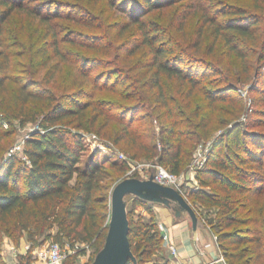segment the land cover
<instances>
[{
  "label": "trees",
  "instance_id": "1",
  "mask_svg": "<svg viewBox=\"0 0 264 264\" xmlns=\"http://www.w3.org/2000/svg\"><path fill=\"white\" fill-rule=\"evenodd\" d=\"M95 1H104L123 15L112 27L122 40L115 49L125 53L122 57L129 65L114 71L123 78L113 85L101 84L102 73H95L85 54L101 52L99 42H109L108 37L90 35L97 40L94 45L84 41L85 35L76 40L60 38L52 21H71L87 30L101 25L87 23L80 14L61 13L55 0H0V120L12 114L21 126L33 122L39 127L24 142V160L10 157L0 162V241L4 235L25 234L31 248L52 238L60 244L66 241L76 255L87 246L94 247L95 254L100 250L110 215V192L123 180L127 165L107 158L100 161L96 153L82 161L86 149L81 131H94L116 146L135 147L145 158H157L170 173L179 175L190 163L197 141L226 129L243 113L241 101L235 102L228 91L246 84L264 99L261 4L252 13L222 1L218 9L207 7L206 0ZM14 15L45 28L40 56L55 62L48 80L55 83L63 66H71L64 88L45 90L26 74L13 76L5 29ZM191 19L198 23L187 39L186 24ZM175 30L180 34L174 35ZM222 50L230 65L238 68L225 70L204 56ZM8 83L13 84L11 99ZM101 92L115 94L120 101L102 98ZM147 105L153 110L135 118L133 112ZM123 108L125 113H114ZM156 118L157 132L151 126ZM256 135L234 122L213 140L206 164L198 171L200 184L220 193L195 197L204 206L217 208V221H211L210 227L227 264H264V142L260 140L264 135ZM223 139L228 142L223 144ZM252 166L260 172L252 171ZM134 202L147 206L138 199ZM127 219L135 259L128 264H138L157 251L162 239L154 224Z\"/></svg>",
  "mask_w": 264,
  "mask_h": 264
},
{
  "label": "rangeland",
  "instance_id": "2",
  "mask_svg": "<svg viewBox=\"0 0 264 264\" xmlns=\"http://www.w3.org/2000/svg\"><path fill=\"white\" fill-rule=\"evenodd\" d=\"M26 1V0H25ZM32 3L40 2L41 0H30ZM36 1V2H35ZM49 1V0H46ZM59 1L58 11L61 13H70L81 15L80 17H87V23H95V25H101V27L96 26L94 30H87L84 27H81L71 21H64L63 19H57L52 21L53 29L60 31L59 37L68 38V39H81V35H85L84 41L89 43H97L96 39L91 38L90 35H99L100 37L107 36L109 42L112 43V48L109 45L107 40H102L99 42V47L101 52L89 51L85 54L91 58V65L95 69V73H102L101 84L113 85L116 84L115 80H121L123 76L118 72L114 73L117 68H127L129 63L128 58L123 59L124 52H120L115 49L116 46L122 41L115 37L116 31L112 27V23L116 22L117 19L123 17L119 10L110 9L109 6L104 1H95V0H55ZM233 6L240 5L245 9L250 10L252 13L257 12V5H262L264 7V0H258L253 3L251 0H206L205 5L210 8L218 9L220 8L219 2ZM62 2V4H61ZM67 3V4H66ZM74 7H72V6ZM54 10V9H53ZM85 15V16H84ZM86 21V20H84ZM166 21V20H164ZM164 21L162 23H164ZM198 23L197 19H191L189 23L186 24L187 31L185 32L187 39H191L192 30L196 27ZM37 22H32L24 16L14 15L11 17L9 23L6 25L5 35L9 38L10 52L12 53V70L14 77H20L23 74H26L30 79H35L38 81L39 85L45 90H55L56 86L64 88L66 78L70 74V65H64L62 72L56 75V82L49 81V74L52 70V65L55 64L52 60H47L44 56H40L41 49L45 48V42L42 40V36L45 33V28L41 27L38 29ZM177 27V22L176 26ZM38 29V30H37ZM83 33V34H81ZM180 34L177 30L173 32L175 35ZM83 39V38H82ZM206 41L204 42L202 49L205 50ZM116 45V46H115ZM203 50V51H204ZM203 51L201 54H203ZM119 55L117 58L116 55ZM70 57H73L69 54ZM201 56V55H200ZM204 56L213 64L219 65L223 69L238 68L236 66L230 65L229 59L222 50L217 55ZM96 59V60H95ZM111 63L112 66H107ZM25 72V73H22ZM214 75V71L211 70ZM24 76V75H23ZM171 85V82H168ZM262 84V82H261ZM249 86L246 84H237L235 85L236 90L228 91L226 94L232 96L235 99V102L241 101L244 106L243 113L239 116L238 119H234L229 122L227 128H231L234 122L241 123V129H244L245 132L255 133L256 137H259L256 134L264 135V99L258 92L249 91ZM173 89L176 87L173 86ZM122 89V88H121ZM7 95L9 99L13 95V84L8 83ZM102 98L105 99H115V94L110 92H101ZM10 101V100H9ZM127 104V102H124ZM149 105V104H148ZM146 106L145 110L133 112L135 118H139L141 115H146L147 113L153 110V106ZM5 107V106H4ZM8 107V106H7ZM149 107V108H148ZM123 109L114 110V113L117 115L126 112ZM227 109V108H225ZM2 113L5 114L6 111L2 108ZM154 113L158 114L159 111L155 110ZM130 113L128 112L127 117ZM12 114L4 116L6 119L0 120V133L2 137L0 138V162L4 161L7 158L15 157L17 160H24L23 147L25 140L30 137L33 132L39 131L37 123L28 122L21 126L18 120L13 119ZM149 126V125H148ZM152 127L155 128L156 132L158 131L159 121L154 119L152 122ZM112 127V125H111ZM226 128V129H227ZM114 130L115 127H112ZM226 129H218L212 133V135L207 140H199L195 144L193 154L191 157L190 163L181 171L178 177L177 185L171 187L178 191V193L183 197L187 204L191 207L194 215L196 216V222L200 226L202 225L203 229L199 230L200 235L204 241H211L212 247L214 250L210 253L213 255L212 262H205V259L199 258L196 256L197 262H194L192 259L185 260H176L177 257V248L174 245V241L170 240V235H168L169 225L170 227H177V234H180V227H186L184 242L189 246H192V236L190 232L191 217L187 212L179 211L177 204L173 201L169 203V209H166V206L162 203H154L149 201H143L145 205L135 204V198L132 195H127L124 197L125 209L127 217L135 223H144V224H154L159 231L162 241L159 243L157 251H155L151 256L146 258L143 262L138 261V264H178L179 262H186L189 264H227L224 260L221 250L218 247L216 242V236L212 228L210 227V222L217 221V208L204 206L206 204L201 203L195 196L199 193H217L220 196L219 192H216L211 186L206 187L202 186L199 181V170H196L193 164L197 161H201V158L206 149L212 148L213 140L220 135ZM80 135L85 144V152L82 155V161H84L90 154L96 153L100 161H104V158L110 160H118L119 162L124 161L127 165V171L120 178H137L140 180H147L150 177H154L157 166H161L167 172V168L160 165L157 162V158L149 159L142 156V152L138 151L135 147H125V145L119 144L116 146L110 139L97 135L93 132H84L81 131ZM254 135L250 134L248 136L251 139ZM264 142V138H260ZM227 139H223V144L227 143ZM124 144V143H123ZM137 154L139 157H134ZM197 159L196 162L195 159ZM252 171H258L257 168L252 166ZM170 173V172H169ZM120 182V181H119ZM140 200V199H138ZM110 205V200H109ZM178 211V214H177ZM169 218V221L167 219ZM109 223V219H108ZM107 223V228H108ZM107 228L105 236L107 233ZM174 229V228H173ZM174 231V230H173ZM176 231V228H175ZM54 234V231H51V235ZM174 237V236H173ZM176 237V236H175ZM182 240V236L180 237ZM138 239V238H137ZM174 239V238H173ZM40 240H44L40 238ZM53 241L52 238L42 241L40 244L31 248L30 242L27 240L25 234H21L15 238L10 236H3L0 241V257L3 264H34V259L31 257V252L37 246H41L42 243L47 241ZM105 241V239H104ZM201 243V241H200ZM60 244V243H59ZM104 244V242H103ZM62 248H67L69 250V258L64 260V264H92L96 254L95 248L87 246L84 253L78 255L75 254L74 250L69 249L68 243L65 241L63 244H60ZM29 246V249L27 247ZM103 247V245H102ZM101 247V248H102ZM193 247V246H192ZM200 247V246H199ZM205 247V246H204ZM100 248V249H101ZM199 250V248H198ZM174 262H172V260Z\"/></svg>",
  "mask_w": 264,
  "mask_h": 264
},
{
  "label": "water",
  "instance_id": "3",
  "mask_svg": "<svg viewBox=\"0 0 264 264\" xmlns=\"http://www.w3.org/2000/svg\"><path fill=\"white\" fill-rule=\"evenodd\" d=\"M127 195L145 202L162 203L167 207L169 202L173 201L179 211L188 213L194 229L196 227V216L177 190L156 183L152 177L147 180L123 179L111 189L110 215L105 241L92 264H128L130 260L135 261L128 240L129 224L124 202V197Z\"/></svg>",
  "mask_w": 264,
  "mask_h": 264
},
{
  "label": "built area",
  "instance_id": "4",
  "mask_svg": "<svg viewBox=\"0 0 264 264\" xmlns=\"http://www.w3.org/2000/svg\"><path fill=\"white\" fill-rule=\"evenodd\" d=\"M211 149V148H210ZM210 149H206V153L203 154L201 161H197L196 158L193 164L196 170H200L204 167L207 161V157ZM25 159V157H24ZM153 180L167 187H173L177 185L178 177L172 173L167 172L161 166H157V171L153 177ZM29 249V246L27 247ZM69 250L67 248H62L61 245L55 241H47L42 243L41 246H37L31 252V257L34 259V264H64V260L67 258ZM178 264H189L186 262H179Z\"/></svg>",
  "mask_w": 264,
  "mask_h": 264
},
{
  "label": "crops",
  "instance_id": "5",
  "mask_svg": "<svg viewBox=\"0 0 264 264\" xmlns=\"http://www.w3.org/2000/svg\"><path fill=\"white\" fill-rule=\"evenodd\" d=\"M166 209H169V207L166 206ZM167 221H169V218L167 219ZM168 228V235H170V240L174 241V245H176L177 248V257L175 258L176 260H187L192 259L194 262H197L196 256H198L199 258L205 259V262H212V258L214 257L213 255H210V253L214 250V247H212L211 241L206 242L204 241V239L202 238V236L200 235L199 230L203 229L202 225L199 228V225L196 224V227L194 229L193 227V223L191 221V225H190V232H191V236H192V246H189L186 241L184 242V238L186 235L185 231H186V227H180V234H177V227H170ZM176 228V231H175ZM174 230V231H173ZM187 232V231H186ZM174 236V237H173ZM176 236V237H175ZM182 236V240L181 237ZM174 238V239H173ZM201 241V243H200ZM200 246V247H199ZM205 246V247H204ZM199 248V250H198ZM171 259V257H170ZM172 260V259H171ZM174 260V259H173ZM172 260V262H174Z\"/></svg>",
  "mask_w": 264,
  "mask_h": 264
}]
</instances>
